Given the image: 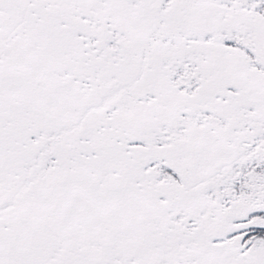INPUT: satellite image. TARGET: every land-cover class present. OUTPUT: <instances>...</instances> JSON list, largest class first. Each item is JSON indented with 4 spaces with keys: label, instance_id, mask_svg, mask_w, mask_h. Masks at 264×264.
Here are the masks:
<instances>
[{
    "label": "snow or ice",
    "instance_id": "obj_1",
    "mask_svg": "<svg viewBox=\"0 0 264 264\" xmlns=\"http://www.w3.org/2000/svg\"><path fill=\"white\" fill-rule=\"evenodd\" d=\"M0 264H264V0H0Z\"/></svg>",
    "mask_w": 264,
    "mask_h": 264
}]
</instances>
